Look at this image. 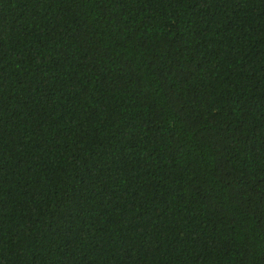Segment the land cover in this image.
<instances>
[{
    "label": "trees",
    "instance_id": "obj_1",
    "mask_svg": "<svg viewBox=\"0 0 264 264\" xmlns=\"http://www.w3.org/2000/svg\"><path fill=\"white\" fill-rule=\"evenodd\" d=\"M0 264H264V0H0Z\"/></svg>",
    "mask_w": 264,
    "mask_h": 264
}]
</instances>
